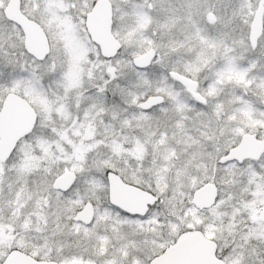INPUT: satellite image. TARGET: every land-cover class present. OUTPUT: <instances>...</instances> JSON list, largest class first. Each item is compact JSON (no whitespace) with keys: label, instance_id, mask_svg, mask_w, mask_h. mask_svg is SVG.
<instances>
[{"label":"snow or ice","instance_id":"1","mask_svg":"<svg viewBox=\"0 0 264 264\" xmlns=\"http://www.w3.org/2000/svg\"><path fill=\"white\" fill-rule=\"evenodd\" d=\"M0 264H264V0H0Z\"/></svg>","mask_w":264,"mask_h":264}]
</instances>
